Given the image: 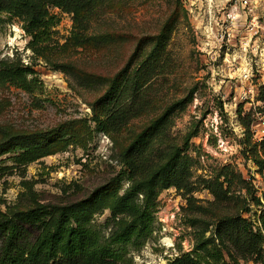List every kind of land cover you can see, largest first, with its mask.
I'll use <instances>...</instances> for the list:
<instances>
[{"label":"rangeland","instance_id":"374dc122","mask_svg":"<svg viewBox=\"0 0 264 264\" xmlns=\"http://www.w3.org/2000/svg\"><path fill=\"white\" fill-rule=\"evenodd\" d=\"M238 1L81 0L66 12L37 0L36 17L3 12L0 207L78 204L106 235L131 221L112 209L114 193L128 185L129 146L145 139L154 168L177 153L188 157L191 190L156 186L149 232L126 244L132 264H172L206 243L224 251L219 264H253L225 231L236 215L258 225L262 207L252 201L262 200L264 181L254 157L262 140L251 114H264L263 83L256 71L241 76L239 51L217 44L210 21L213 10ZM49 15V38L32 44L30 30ZM23 68L34 71L25 73L34 78L28 88L15 72Z\"/></svg>","mask_w":264,"mask_h":264},{"label":"trees","instance_id":"16d2710c","mask_svg":"<svg viewBox=\"0 0 264 264\" xmlns=\"http://www.w3.org/2000/svg\"><path fill=\"white\" fill-rule=\"evenodd\" d=\"M34 1L37 0H0V15L10 8L29 10L31 16L36 17L37 5ZM43 1L66 12L74 11L81 4V0ZM52 18L54 17L49 15L36 22V30H30L32 44L49 38L48 31L55 23ZM15 72L24 77L23 84L28 88L34 78L27 80L25 73L34 71L23 68ZM257 98L264 101V84L260 87ZM112 114L113 112L107 113L108 116ZM132 144L129 147L134 156L132 159L125 158L128 163V185L122 193L115 191L112 207L114 211L130 216L131 221L105 235L93 227L89 216L78 204L37 203L22 209L0 207V264H132L131 257L127 256L126 244L149 232L151 201L157 192L156 186H174L183 189L184 194L191 190V182L187 179L189 170L186 155H171L154 168L148 160L149 141L144 139ZM254 161L264 181V138ZM195 200L193 195L187 196V206L193 207ZM252 202L262 207L257 218L260 227L255 228L248 218L236 215L227 219L228 229L225 235L242 259L263 262L264 189L262 200L254 196ZM199 249L200 247L196 250ZM204 249L203 252L194 251V254H179L171 263L223 262L224 251L220 246L206 243Z\"/></svg>","mask_w":264,"mask_h":264},{"label":"built area","instance_id":"2783aa9c","mask_svg":"<svg viewBox=\"0 0 264 264\" xmlns=\"http://www.w3.org/2000/svg\"><path fill=\"white\" fill-rule=\"evenodd\" d=\"M229 6L230 8H225L226 10L222 8L223 12L221 9L211 12L210 21L213 23V28H216L217 44L224 46L226 50L232 48L234 51H239L238 57L245 64L241 69L243 78L250 79L256 71L264 84V20L261 21L258 13L260 3L258 0H239L233 4L229 3ZM239 7L242 10H239ZM263 15H261L262 18ZM219 25L220 28H217ZM230 56L233 61L234 55L230 54ZM257 103L262 104L260 101ZM251 115L252 124H254L252 132L258 140H262L264 138V114L254 107ZM257 226H260L259 222ZM252 263L262 264V262Z\"/></svg>","mask_w":264,"mask_h":264}]
</instances>
